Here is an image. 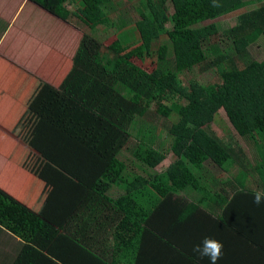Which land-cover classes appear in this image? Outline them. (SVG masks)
I'll return each instance as SVG.
<instances>
[{
	"label": "trees",
	"instance_id": "trees-1",
	"mask_svg": "<svg viewBox=\"0 0 264 264\" xmlns=\"http://www.w3.org/2000/svg\"><path fill=\"white\" fill-rule=\"evenodd\" d=\"M30 1L89 33L61 82L40 87L9 134L17 141L16 125L28 117L33 133L47 135L46 148L32 141L36 156L18 160H43L69 146L74 152L53 160H64L70 198L80 196L55 227L49 219L63 213L46 211L44 220L0 188L1 264H209L192 251L204 237L224 245L217 264H264V203H253L264 191V53L254 59L249 51L255 36L264 39V0H136L137 20L117 29L108 46L99 28L111 26V0ZM246 8L225 33L232 51L208 59L203 43L217 29L197 26ZM162 33L167 43L155 51ZM155 56L151 71L133 61ZM194 67L219 80L183 84L180 75ZM153 109L168 124L161 143L147 119ZM221 109L246 150L211 130ZM167 151L175 160L153 172Z\"/></svg>",
	"mask_w": 264,
	"mask_h": 264
},
{
	"label": "rangeland",
	"instance_id": "rangeland-1",
	"mask_svg": "<svg viewBox=\"0 0 264 264\" xmlns=\"http://www.w3.org/2000/svg\"><path fill=\"white\" fill-rule=\"evenodd\" d=\"M111 1L112 2H110V4L107 5L108 6L107 19L109 20V24H111V26L99 28V30L101 31L103 35L101 38L104 39L106 37H109L108 40L105 42L104 46H108L115 40L116 37L113 34L114 32H117L116 31L117 29H122V27L126 29L130 28L134 24V21L137 20L138 18L136 11L134 9V4L136 0H133L130 3L123 2V1L120 2L119 0H111ZM167 7L169 9V12H168L169 16H171L173 13V9H172V3L170 1L167 2ZM247 9L248 8L243 9V11L232 14L230 16L220 18L216 21L206 22V23H203L197 26V27H205L211 24H214L216 26L217 36L214 38H210L208 42L203 43V51L208 59L212 58L218 53H221L222 50L223 52L232 51V48L228 46V39L225 33L230 31L235 26L237 16L246 12ZM54 20H52L53 22L49 21V26L48 28H46L47 30L43 31L42 40L44 41V43L42 44L45 46H47L49 42H53L52 44L56 43L54 42L56 38V32H59L60 29L59 27H56V23L58 22H55ZM44 22H47V21L34 20V26L42 25L44 24ZM75 24L80 25V23H78L75 20L70 22L69 24L70 26L66 24L67 25L66 34L63 40H61L63 42V46L66 49L65 65L63 64L62 66V69H64L66 73L70 69L68 63L76 51V48L74 49V47L78 46V43L82 37V34L89 33L86 27L82 25L74 27ZM167 27L170 28V25H167ZM166 43H167V35L165 33H162L157 44H155L154 46V50L156 51L158 46L164 45ZM51 45L50 47H52ZM249 51H250V55L252 58L255 59L259 57L262 53H264V39H262V37L259 38V36H255L254 41L252 45L250 46ZM49 52H52L50 48H48V53ZM133 61L137 65H139L142 68L147 69L148 71H151L157 66L156 56L153 59H147L145 61H139L137 59H134ZM168 61H170V59L167 60V62ZM50 62L51 61H49L47 64L44 63L40 65V69L48 65L51 66ZM166 64L167 63H165V65ZM49 71L51 73L50 78L52 79L53 77H55L54 81L56 80V78L61 76V74L58 75V72H56V69L54 67L52 70L50 67ZM180 80L185 85H187L189 81L194 80L201 86L206 87L209 84L215 83L219 79L217 78L215 73L211 70H200L199 67H194L193 69L189 71L183 72L180 75ZM49 84L55 85L59 83H49ZM5 116L9 118L10 120H12L14 116V119H13V122H14L15 115L7 114ZM6 117H3V120H5ZM147 119L152 123L154 127H156L157 135L159 137L157 142L161 143L164 141V139L166 140L167 127H168L166 118L156 114L155 110L153 109L150 111V115L149 117H147ZM16 127H18L16 139L17 141H19L18 143H20L17 147L18 149L16 152H15L16 148L14 146V143H12V151L13 153L15 152L16 160H18L20 147H21L22 155L26 156L30 154L35 155L34 153L36 151L31 149L34 143H37L38 145L41 144L42 145L41 150L46 148V146L49 144L47 135L44 134L41 137L37 136L36 130L33 133L34 127L36 126L33 125L32 118L26 117L18 125H16ZM210 127H211V130L216 134V136H218L228 146H231L232 148H234L235 143H237L241 148L246 150L244 143L239 139V136L231 128L230 123L227 122V118L222 109L219 110L218 113L215 115ZM32 141H34L33 144H31ZM164 148H166V145L164 146ZM52 149L53 147L49 148L50 151ZM71 152H74V151L69 146L65 145V150L58 152V153H67V155H69ZM245 152L248 153L247 151ZM58 153H53L51 154V156H49V154L47 155V153L45 152V154L43 153L44 154L43 160L41 159L35 160V163L40 160L43 163H45V167H43V163L39 164L40 174L37 175L36 177L32 178L31 175H29V177H26V175L23 172L21 173L17 172L16 174L12 172L10 173L8 172V173H5L4 175H0V188L3 189L4 192H7V194L9 193L13 197H15L16 200H19L18 198L19 195L26 196V203H27L26 206L31 210L35 209V207L39 208V210H37V212L35 213L39 214L44 220H46L45 212L48 210L50 212L63 213V215L60 214V217H53L49 219L51 223L53 224L55 223L54 224L56 225L55 227H60L63 224L65 220L64 218L73 210V208L76 205V203L73 200H77V197L80 196V192H79V194H77V196H75L72 200L70 198V195H74L73 189L64 185V183H61L62 178H64V176L62 177V175L64 174V171L59 166L63 165L64 160H53L54 154H58ZM124 155L126 157H129L127 153H124ZM174 160H175L174 155H172L171 152L167 151L166 160L159 167H157L156 170H153V172L154 171L164 172L165 169L169 166V164L172 163ZM19 162L20 163H18V166L20 169L23 166H27L29 164L27 160H19ZM67 164H69V162ZM27 170L28 172L32 171V168H29ZM214 173L219 174L221 172L214 171ZM55 174H58L60 178L54 179ZM218 177L227 178L228 175L226 173H222ZM58 187H59V190H58ZM64 198H68L70 200L71 202L70 206H64L60 204V202ZM36 201H39L40 203Z\"/></svg>",
	"mask_w": 264,
	"mask_h": 264
},
{
	"label": "crops",
	"instance_id": "crops-1",
	"mask_svg": "<svg viewBox=\"0 0 264 264\" xmlns=\"http://www.w3.org/2000/svg\"><path fill=\"white\" fill-rule=\"evenodd\" d=\"M52 18L54 17L30 0H0V175L8 172L14 174L23 172L26 177L31 175L33 178L40 174L39 164L43 163L41 160L36 163L27 160L29 164L19 168L18 163L20 162L16 160L15 152L20 143L11 137L10 134L15 133L16 128L13 125L14 122L5 115L12 114L17 118L25 115L27 104L38 99L37 94L40 87L49 83H60L66 75L62 69L63 64L65 65L66 49L61 40L66 34L67 25L59 19ZM34 20L47 22L34 26ZM52 20L58 22L56 27H59L60 31L56 32L54 41L56 43L49 42L45 46L42 44L44 43L42 34L47 30L49 21L53 22ZM48 48L52 52L48 53ZM49 61H51V66L40 69V65L47 64ZM68 65L71 66V60ZM50 67L51 70L54 67L58 75L61 74L55 81V77L50 78ZM3 117L6 119L3 120ZM12 143L16 148L14 153ZM19 156H22L21 147ZM29 168H32V171L28 172ZM58 178L60 176L55 174L54 179ZM18 198L19 202L27 205L26 196L19 195ZM32 210L37 212L39 208L35 207ZM47 213L50 211L48 210Z\"/></svg>",
	"mask_w": 264,
	"mask_h": 264
},
{
	"label": "clouds",
	"instance_id": "clouds-1",
	"mask_svg": "<svg viewBox=\"0 0 264 264\" xmlns=\"http://www.w3.org/2000/svg\"><path fill=\"white\" fill-rule=\"evenodd\" d=\"M218 6V5H213ZM253 203L261 205L264 203V191H256L253 194ZM223 243L212 237H204L203 240L195 245L192 249L193 253L200 258H207L209 264H217L223 255Z\"/></svg>",
	"mask_w": 264,
	"mask_h": 264
}]
</instances>
